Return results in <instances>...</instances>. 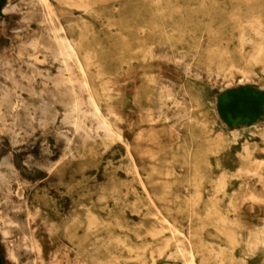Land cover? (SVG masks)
Instances as JSON below:
<instances>
[{
    "label": "rangeland",
    "instance_id": "rangeland-1",
    "mask_svg": "<svg viewBox=\"0 0 264 264\" xmlns=\"http://www.w3.org/2000/svg\"><path fill=\"white\" fill-rule=\"evenodd\" d=\"M46 3L0 0V264H264V0Z\"/></svg>",
    "mask_w": 264,
    "mask_h": 264
},
{
    "label": "bare ground",
    "instance_id": "bare-ground-1",
    "mask_svg": "<svg viewBox=\"0 0 264 264\" xmlns=\"http://www.w3.org/2000/svg\"><path fill=\"white\" fill-rule=\"evenodd\" d=\"M41 1V3H45V5L46 4H48V3H46V0H40ZM50 5V4H49ZM46 7H48L47 5H46ZM49 8V7H48ZM51 9H53V8H51ZM50 9V10H51ZM48 11V10H47ZM50 18V17H49ZM52 18V17H51ZM252 23V25H253V27H254V30L257 32V33H261L262 32V26H261V24H259V22H258V18H255L254 19V21H252L251 22ZM56 31H58V28L57 27H53ZM53 29V30H54ZM61 29V28H60ZM55 31V32H56ZM61 31V30H60ZM55 36V35H54ZM55 38L57 39V47H58V49L56 50L57 51V54L59 55V56H61L62 57V62L63 63H65V61L67 60V59H69V58H71V57H74V58H76V56H74V50H73V47L71 46V44H70V42H69V40L65 37V36H62V35H56L55 36ZM84 55V54H83ZM82 55V56H83ZM76 61H77V59H75ZM78 63V62H77ZM81 71V70H80ZM82 72H80V74H81ZM82 76V75H81ZM84 85V84H83ZM85 87V86H84ZM89 95V94H88ZM89 99H90V97H89ZM72 110L74 111V112H76L77 114L78 113H83V111L81 110V108H80V102H79V100L78 99H73L72 101ZM44 104V103H43ZM71 104V103H70ZM92 104V103H91ZM38 107H41V106H38ZM96 108V107H95ZM94 109V108H93ZM40 110V109H39ZM97 111V110H96ZM15 112V111H14ZM73 112V113H74ZM66 114V113H65ZM65 114H63V118H64V115ZM42 115V114H41ZM76 116V115H75ZM17 117V116H16ZM69 116H67V118H68ZM83 117V116H82ZM72 118V117H71ZM65 120H67V119H65ZM64 120V121H65ZM61 121H63V120H61ZM44 122V121H43ZM72 123V127H73V129L75 130V131H77V130H80V129H82L81 128V123H80V121H79V117H78V115L76 116V117H74V119H73V121L71 122ZM66 124H70V123H66ZM71 126V125H70ZM98 128H101V129H103V131L105 132V133H108L109 132V129H108V124L107 123H105V122H102V123H100L99 124V127ZM85 130V129H84ZM83 132V131H82ZM81 136V135H80ZM89 136V134L87 133V132H85L84 131V134H83V139H85V138H87ZM82 137V136H81ZM10 145V144H9ZM60 158V157H59ZM134 167V166H133ZM134 170V169H133ZM134 172H135V170H134ZM136 173V172H135ZM137 177V176H136ZM138 179V178H137ZM167 224V223H166ZM169 225V224H168ZM175 230V229H174ZM190 257V256H189ZM192 259V258H191ZM84 261L86 262V264H90V262L89 261H87L86 259H84ZM97 261L100 263V264H112V258L111 257H107L106 255H104L101 259L100 258H98L97 259ZM191 264V263H190Z\"/></svg>",
    "mask_w": 264,
    "mask_h": 264
}]
</instances>
